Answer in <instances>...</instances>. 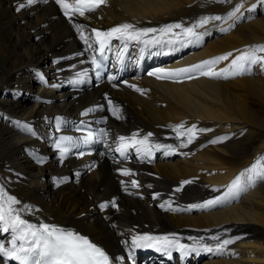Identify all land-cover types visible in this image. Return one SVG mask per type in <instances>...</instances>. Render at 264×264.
Returning a JSON list of instances; mask_svg holds the SVG:
<instances>
[{
  "label": "bare ground",
  "instance_id": "bare-ground-1",
  "mask_svg": "<svg viewBox=\"0 0 264 264\" xmlns=\"http://www.w3.org/2000/svg\"><path fill=\"white\" fill-rule=\"evenodd\" d=\"M78 1L0 0V264H40L41 225L112 264H161L129 242L144 231L184 264H264V0ZM102 50L118 71L98 83Z\"/></svg>",
  "mask_w": 264,
  "mask_h": 264
},
{
  "label": "rangeland",
  "instance_id": "rangeland-1",
  "mask_svg": "<svg viewBox=\"0 0 264 264\" xmlns=\"http://www.w3.org/2000/svg\"><path fill=\"white\" fill-rule=\"evenodd\" d=\"M138 121H139V119H137V122H138ZM81 190H82V189L80 188V189H79V192H81Z\"/></svg>",
  "mask_w": 264,
  "mask_h": 264
}]
</instances>
